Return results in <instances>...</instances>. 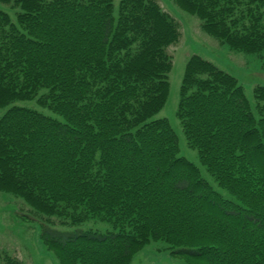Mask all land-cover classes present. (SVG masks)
Segmentation results:
<instances>
[{"label":"trees","instance_id":"trees-1","mask_svg":"<svg viewBox=\"0 0 264 264\" xmlns=\"http://www.w3.org/2000/svg\"><path fill=\"white\" fill-rule=\"evenodd\" d=\"M173 1L264 57V0ZM0 2L18 9H0V191L41 217L58 264H129L156 240L184 264H264V85L251 103L235 76L187 60L175 114L209 179L152 119L180 36L156 0ZM88 221L106 227H53ZM0 264L22 263L0 249Z\"/></svg>","mask_w":264,"mask_h":264},{"label":"rangeland","instance_id":"rangeland-1","mask_svg":"<svg viewBox=\"0 0 264 264\" xmlns=\"http://www.w3.org/2000/svg\"><path fill=\"white\" fill-rule=\"evenodd\" d=\"M120 0H114L117 4ZM163 10L178 23L180 36L167 48L172 68L168 74L169 94L162 110L153 118L166 117L178 137L183 155L200 165L203 176L211 179L201 167L198 155L185 142L179 120L176 117L179 99V87L184 68L191 55L197 54L211 61L219 68L232 74L243 86L245 94L254 103L253 88L264 85V57L230 49L220 39L209 34L201 25V21L183 9L177 7L173 0H156ZM115 4V5H116ZM0 9L8 12L15 20L18 9L0 2ZM19 105L36 108L44 113L55 115L48 109L40 108L34 101H17ZM6 108L0 109V115ZM214 184L211 180H209ZM215 185V184H214ZM44 218V217H42ZM56 220V218H55ZM41 217L33 214L24 201L12 194L0 191V249L17 258L22 264H58L55 255L46 248L39 234ZM60 231L96 228L103 230L105 223L88 221L80 225L62 226L56 223ZM129 264H184L183 261L169 253L167 245L161 240L151 241L137 251Z\"/></svg>","mask_w":264,"mask_h":264}]
</instances>
